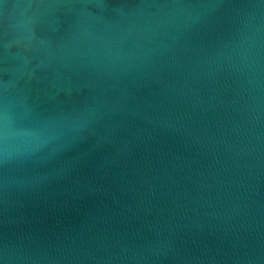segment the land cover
Wrapping results in <instances>:
<instances>
[{"label": "water", "instance_id": "water-1", "mask_svg": "<svg viewBox=\"0 0 264 264\" xmlns=\"http://www.w3.org/2000/svg\"><path fill=\"white\" fill-rule=\"evenodd\" d=\"M0 264H264V0H0Z\"/></svg>", "mask_w": 264, "mask_h": 264}]
</instances>
